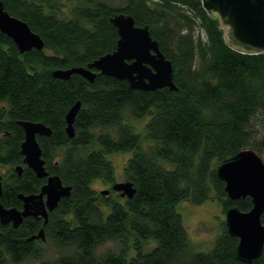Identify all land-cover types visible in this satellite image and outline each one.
Returning <instances> with one entry per match:
<instances>
[{
    "label": "trees",
    "instance_id": "obj_1",
    "mask_svg": "<svg viewBox=\"0 0 264 264\" xmlns=\"http://www.w3.org/2000/svg\"><path fill=\"white\" fill-rule=\"evenodd\" d=\"M3 1L45 48L22 54L0 31V166L8 168L0 204L21 209L19 194L39 193L46 183L24 163L19 120L52 129L50 137L38 136L46 169L72 192L46 225L34 217L18 228L0 222V264L42 259L40 242L46 240L59 256L41 264H246L238 260L239 239L225 223L210 251H194L178 205L202 204L215 192L225 212L234 205L252 208L249 197L227 198L217 167L244 149L264 153V53L230 48L219 16L209 14L202 0H76L68 16L60 0ZM121 12L149 26L173 64L177 90H135L105 75L93 83L78 74L52 76L55 69L86 66L113 52L119 34L110 19ZM78 101L75 136L69 137L66 115ZM126 110L148 119L150 147L127 123ZM124 151H133L125 175L136 193L112 200L93 182L113 183L108 156ZM42 228L44 239L29 240ZM110 241L120 250L99 254ZM251 264H264V249Z\"/></svg>",
    "mask_w": 264,
    "mask_h": 264
},
{
    "label": "water",
    "instance_id": "obj_2",
    "mask_svg": "<svg viewBox=\"0 0 264 264\" xmlns=\"http://www.w3.org/2000/svg\"><path fill=\"white\" fill-rule=\"evenodd\" d=\"M211 15L219 16L225 31V39L230 48L244 54L264 53V0H202ZM111 23L117 28L119 39L113 52L100 56L86 66L55 69L52 76L68 80L78 74L93 83L98 75L127 81L131 89L156 91L165 87L177 90L174 82L172 62L160 50L159 43L150 32L149 26L136 25L133 16L115 13ZM0 31L11 38L20 53L43 50L44 39L21 18L12 15L0 0ZM81 108L78 101L67 113L66 132L75 136V119ZM25 132L21 144L24 163L38 178H46L39 193L19 194L22 208L6 207L0 204V222L18 228L26 218H43L48 223L49 213L54 211L63 198L71 195L72 187L65 185L59 175H51L46 169L43 151L38 136L50 137L52 129L43 122L19 120ZM23 167H15L21 174ZM220 180L225 183L227 198L236 202L247 197L252 200V208L242 211L238 206L229 207L225 212V224L231 236L237 237V258L251 264L261 257L264 249V161L253 149H244L217 167ZM112 190L122 197L131 199L136 193L132 181L116 182ZM111 190H101L108 196ZM3 194V176L0 174V196ZM44 239V228L29 238Z\"/></svg>",
    "mask_w": 264,
    "mask_h": 264
},
{
    "label": "rangeland",
    "instance_id": "obj_3",
    "mask_svg": "<svg viewBox=\"0 0 264 264\" xmlns=\"http://www.w3.org/2000/svg\"><path fill=\"white\" fill-rule=\"evenodd\" d=\"M114 5L121 4V0H110ZM76 0H60L63 15L68 16L72 6ZM226 31V28H225ZM125 118L127 123L132 126L134 131L139 133L142 137V146L144 148L150 147L153 143L147 137L146 123L147 118H135L131 115L130 110H126ZM258 153V152H257ZM264 161V153H258ZM133 156V151H124L113 153L108 156L112 161L115 169V180L111 182H103L97 179L93 182V187L98 193L101 190H111L110 198L112 200L124 201L125 197H121L118 192L112 190L114 183L126 182L125 167L130 158ZM8 171L7 167L0 166V174L3 176ZM106 212L109 209H105ZM178 211L182 215L188 230V237L194 251H210L223 231V224L225 223V210L222 203L219 201L215 192H212L210 199L202 204H194L191 201H183L178 205ZM43 256L42 259L28 260L19 264H41L43 260H53L59 256L58 251L52 245L50 240L40 242ZM109 250L119 251L120 246L117 242L110 241L98 249L99 254H103ZM14 264V263H11Z\"/></svg>",
    "mask_w": 264,
    "mask_h": 264
},
{
    "label": "flooded vegetation",
    "instance_id": "obj_4",
    "mask_svg": "<svg viewBox=\"0 0 264 264\" xmlns=\"http://www.w3.org/2000/svg\"><path fill=\"white\" fill-rule=\"evenodd\" d=\"M110 193H112V191Z\"/></svg>",
    "mask_w": 264,
    "mask_h": 264
}]
</instances>
